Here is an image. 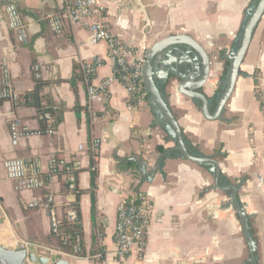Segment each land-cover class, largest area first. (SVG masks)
<instances>
[{"label":"crops","instance_id":"crops-1","mask_svg":"<svg viewBox=\"0 0 264 264\" xmlns=\"http://www.w3.org/2000/svg\"><path fill=\"white\" fill-rule=\"evenodd\" d=\"M97 1L105 7L104 22L109 32L133 51V59L145 57L153 44L171 35H187L200 44L210 59L202 92L212 100L209 111H214L226 57L256 0ZM10 4L24 22L26 44L18 43L8 30L4 10ZM64 5L63 0H0V76L4 61L15 90L24 97L19 105L0 101V246L12 250L16 245L29 246L32 251L34 246L60 249L50 234L46 212L21 207L22 202H41L46 192H51L61 223L66 222L69 210L76 212L83 246L80 257H56L54 262L252 264L227 193L213 188V177L206 168L179 157L176 143L162 126L155 125L148 102L135 112L129 111L126 92L114 82L108 98L92 106L97 117H90L79 63L98 62L95 84L111 76L112 63L107 44L92 43L81 24L71 25L65 20L61 35L49 32L46 14L62 12ZM34 65L41 67L39 80L33 78ZM176 68L183 73L187 66L182 62ZM164 74L160 72L162 77ZM157 83L159 89L164 88L167 106L189 148L214 159L222 177L238 186L237 197L255 242L256 262L264 264V13L220 119H204L194 101L177 93L175 77L169 75ZM36 88L40 108L52 112L54 134L31 136L12 146L11 119H19L32 130L44 128L27 96ZM95 139L101 140L97 153L91 149ZM30 157L40 160L44 172L51 157L76 161V191L66 190L61 173L50 180L46 190L15 191L3 163ZM130 159L139 160L146 174L142 175L138 164ZM140 192L149 193L153 203L145 253L142 258L132 254L116 260L113 233L117 205L121 198Z\"/></svg>","mask_w":264,"mask_h":264},{"label":"built area","instance_id":"built-area-1","mask_svg":"<svg viewBox=\"0 0 264 264\" xmlns=\"http://www.w3.org/2000/svg\"><path fill=\"white\" fill-rule=\"evenodd\" d=\"M62 12L52 10L45 16L49 32L61 35L64 31V21L71 25L81 24L89 34L92 43L105 42L108 48V58L112 63V74L98 84L94 83L95 71L98 62L95 60H84L79 63L80 76L86 85L88 99V112L95 119L96 112L92 106L102 103L109 96V87L117 82L121 85L128 97L127 109L135 112L146 105L147 93L142 80V67L144 57L136 59L133 51L118 37L111 34L104 22L105 7L97 0H63ZM5 18L8 30L13 33L16 41L20 44L27 43V32L24 22L14 5L5 7ZM33 78H41V67L34 65L31 69ZM0 101L19 105L24 97L18 93L12 83L7 64L3 61L0 76ZM43 123L42 130H32L19 119L13 118L9 123V136L12 146L31 136L53 135L55 120L49 112L39 115ZM101 140L92 141L91 149L97 153ZM76 161H66L60 157H51L47 160L46 171H43L40 160L37 157L14 158L4 161L3 169L6 178L14 183L17 192L46 190L50 180L62 174L66 190L69 193L76 191ZM24 209H43L48 218L49 231L62 247H69V251L62 249H51L36 247V257H44L49 262L55 258L73 257L78 258L83 251L82 237L80 233L69 234L64 231L63 223L58 217L54 195L46 192L41 202L21 203ZM153 213L152 198L147 192L134 193L120 199L116 208V220L113 233L114 249L113 257L116 260H125L134 254L142 258L145 253L147 234ZM65 223L77 225V215L74 210L66 213ZM60 246V247H61ZM22 248H30L22 247Z\"/></svg>","mask_w":264,"mask_h":264},{"label":"water","instance_id":"water-1","mask_svg":"<svg viewBox=\"0 0 264 264\" xmlns=\"http://www.w3.org/2000/svg\"><path fill=\"white\" fill-rule=\"evenodd\" d=\"M263 13L264 0H257L246 12L237 43L226 57L227 61H229V66L221 81V87L216 93L217 100L212 113L209 111L212 100L202 92L209 75L210 59L203 47L187 35H171L153 44L146 52L142 67L143 85L148 95L147 102L154 116L155 125L162 126L176 143L181 159L206 168L213 177V188L220 192H228V204L236 213L248 249L249 261L252 264H257L255 242L250 233L245 209L237 197L238 186L231 184L225 187L219 186L220 171L216 161L197 153L194 155L190 154L181 130L167 106L166 99L159 90L157 81H166L169 75L170 77H175L177 93L198 102L200 113L204 119L208 121L220 119L223 108L232 93L235 81L239 75V67L249 46L252 34ZM182 62H185L187 66L183 73L176 68ZM161 71L165 73L163 77L160 75ZM130 160L138 164V169L142 175L146 174L145 167L139 160ZM34 263L49 264V260L44 257H36L26 248L12 250L0 246V264ZM53 264L68 263L60 259Z\"/></svg>","mask_w":264,"mask_h":264},{"label":"trees","instance_id":"trees-1","mask_svg":"<svg viewBox=\"0 0 264 264\" xmlns=\"http://www.w3.org/2000/svg\"><path fill=\"white\" fill-rule=\"evenodd\" d=\"M256 1H257V0H256ZM228 66H229V61H226V62H225V70H224V74H226ZM74 82H75V79L70 80V85H71V86H74ZM159 90H160V91L163 93V95H164V88L162 87V88H160ZM27 96H29V98H31V105L37 108V110H38V114H39V115H41V114H43V113H46V112H49V113L52 114L51 111H49V110H47V109H41V108H40V104H39V96H38V88H36V89L33 90L32 92L28 93ZM164 97H165V96H164ZM147 98H148V95H147ZM27 99H28V98H27ZM215 100H217V96H215ZM194 102H195L197 108L199 109V103L196 102V101H194ZM183 139H184V137H183ZM184 141H185V144H186V146H187V148H188L190 154H192V155L196 154V152L194 151V149H190V148H189V146L187 145V142H186L185 139H184ZM218 155L221 156V157H223V156H224V153H219ZM218 155H217V156H218ZM218 184H219V186H221V187H225V186H227V185L229 184V182L227 181V179H225L224 177H222V175L220 174V176H219V180H218ZM90 187H91V189L94 188V174H93V173H92V175H91V179H90ZM226 193H227V195H228V192H226ZM93 210H94V197H93V194H92V192H91V211H93ZM63 228H64V231H65L66 233H69V234L80 233V229H79V226H78V225H68V224H66V223H63ZM59 246H61V245L59 244ZM60 249H62L63 251H66V252L69 251V247H65V248H64V247L61 246Z\"/></svg>","mask_w":264,"mask_h":264},{"label":"rangeland","instance_id":"rangeland-1","mask_svg":"<svg viewBox=\"0 0 264 264\" xmlns=\"http://www.w3.org/2000/svg\"><path fill=\"white\" fill-rule=\"evenodd\" d=\"M14 248H15V250H16V249L19 248V246L16 245ZM14 248H13V249H14ZM19 249H21V248H19ZM27 250H28L29 252H32V253L36 256L37 253L34 251V249H33V251H32V248H31V249H27Z\"/></svg>","mask_w":264,"mask_h":264}]
</instances>
